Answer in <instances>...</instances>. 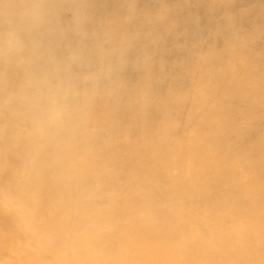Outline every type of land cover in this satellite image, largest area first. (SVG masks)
<instances>
[{"label": "bare ground", "instance_id": "bare-ground-1", "mask_svg": "<svg viewBox=\"0 0 264 264\" xmlns=\"http://www.w3.org/2000/svg\"><path fill=\"white\" fill-rule=\"evenodd\" d=\"M0 264H264V0H0Z\"/></svg>", "mask_w": 264, "mask_h": 264}]
</instances>
